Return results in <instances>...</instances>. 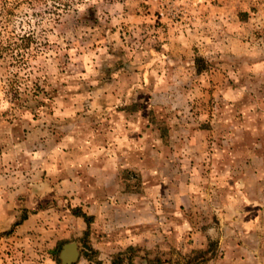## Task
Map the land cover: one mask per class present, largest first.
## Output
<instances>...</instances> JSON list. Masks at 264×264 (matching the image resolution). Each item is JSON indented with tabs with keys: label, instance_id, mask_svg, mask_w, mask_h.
<instances>
[{
	"label": "rangeland",
	"instance_id": "rangeland-1",
	"mask_svg": "<svg viewBox=\"0 0 264 264\" xmlns=\"http://www.w3.org/2000/svg\"><path fill=\"white\" fill-rule=\"evenodd\" d=\"M99 93L123 94L132 102L118 103L119 110L141 111L128 137L136 144L134 162L144 159L134 170L120 171V189L149 190L153 205L162 201L168 210L176 194L191 191L180 197L178 210L194 232L197 189L199 231L210 226L211 239L203 249L190 246L192 240L180 249L123 246L113 240L121 232L105 230L87 213L86 235L78 217L66 239L78 243L73 264H240L224 258L238 255L239 247L220 240L228 238L225 203L241 205L245 121L264 125V0H0V152L15 142L22 155L34 148L43 158L60 157L66 146L95 150L112 128L103 119H110L109 110L99 109ZM153 96L162 102L151 103ZM119 121L115 135L125 138ZM195 130L204 131L196 153ZM174 154L190 162L177 166ZM195 155L205 161L196 182L190 176ZM95 183L86 177L83 184ZM53 205L83 212L74 201ZM21 217L26 215L17 216L4 237ZM53 249L31 239L3 240L0 264H61ZM249 259L243 264H255Z\"/></svg>",
	"mask_w": 264,
	"mask_h": 264
},
{
	"label": "crops",
	"instance_id": "crops-1",
	"mask_svg": "<svg viewBox=\"0 0 264 264\" xmlns=\"http://www.w3.org/2000/svg\"><path fill=\"white\" fill-rule=\"evenodd\" d=\"M116 94L99 93V96H95L99 109L109 110L111 113L110 119L106 117L103 119L112 127L107 130L110 136L106 137V142L101 143L95 150L88 147L86 149L83 144L80 149L77 146L70 148L66 146L65 149H61L60 157L43 158L39 152L34 151L36 150L34 148L22 155L17 151L19 147L15 142L12 148L8 149L9 152H6L7 150L0 152V233L8 230L17 216L26 215L21 223L14 226L9 236L0 237V242L14 240L27 244L31 239L35 244L49 249L55 248L59 242H63L61 246L69 243L66 239L73 232L71 223L79 225L81 219L74 217L68 210H61L53 205V201L64 199L74 201L82 207L84 213L94 215L96 221L102 220L105 230L121 232L113 240L121 239L118 242L123 246H142L149 250L155 246L163 249L169 245L180 249L182 246L186 247V240H192L189 245L195 246V249L206 247L211 239L206 232L210 226L207 225L199 231L197 189L195 232L187 217H184V213L178 210L180 197L183 199L191 197V191L176 194L177 200L173 201L175 204L169 203L171 207L168 210L163 209L162 201L157 202L158 206L153 205L149 190L142 188L141 191L135 192L120 189L123 177L120 176V171L134 170V166L138 167L144 158L141 160L138 157V162H134L131 155L136 150V144L132 136L128 137L135 132L140 117L136 122L135 118L141 111L138 113L119 110L118 103L127 105L132 101L123 94ZM153 97L151 103L162 102L157 99L159 96ZM120 118L123 121H119L118 125L125 132V138H118V135H115L116 119ZM142 122L146 129V120ZM250 124L251 122L245 121L243 127L249 138L247 140L243 138L244 141L240 142L243 171L238 179L240 182L238 197L241 199V205L238 210L234 209L235 205H232L231 201L225 203L223 215H229L230 221L226 224L223 219L222 228L228 238L220 241L228 242L226 246H237L240 249L238 255L230 252V255H224L226 260L230 259L231 262L236 260L243 264L250 260L249 258H253L255 264H264V125L256 124L252 127ZM206 132L209 133V130ZM202 134L204 131L195 130V153L203 148V144L196 143V139ZM252 135H255L254 140ZM107 138H110V143ZM146 146L150 149L149 145L143 144V148ZM174 146L175 150L179 149L178 144ZM184 148L190 149L186 145ZM165 149L166 146L161 148ZM242 152H245L246 156ZM174 156L176 157L174 163L181 162L177 166H183L184 161L190 162L188 157L180 158L179 154ZM168 159L170 158H166ZM204 162L195 155V169L190 175L195 182L199 179L198 167ZM86 177L87 181H95V186H85L83 183ZM236 213H240L239 217L234 216ZM235 229L239 230L238 237L232 236ZM124 231L127 233H122ZM116 243L111 242V247L116 246ZM253 253L256 255L255 258Z\"/></svg>",
	"mask_w": 264,
	"mask_h": 264
},
{
	"label": "water",
	"instance_id": "water-1",
	"mask_svg": "<svg viewBox=\"0 0 264 264\" xmlns=\"http://www.w3.org/2000/svg\"><path fill=\"white\" fill-rule=\"evenodd\" d=\"M78 243L69 242L63 244L57 255L61 264H73L77 260L78 256Z\"/></svg>",
	"mask_w": 264,
	"mask_h": 264
},
{
	"label": "trees",
	"instance_id": "trees-1",
	"mask_svg": "<svg viewBox=\"0 0 264 264\" xmlns=\"http://www.w3.org/2000/svg\"><path fill=\"white\" fill-rule=\"evenodd\" d=\"M70 213L76 217H80L83 219V221L86 224V230H85V235L86 232L88 230L89 224L91 222L92 217L85 214L84 212H82L81 210H79L78 208H74V209H70ZM25 219V217H21V219H19L17 222L14 223V225H18L19 223H21V221ZM5 233H0V237H2ZM62 242H59L56 247L53 249V251L51 253H55L57 250H59L60 246H61ZM55 260H57V258H55Z\"/></svg>",
	"mask_w": 264,
	"mask_h": 264
}]
</instances>
